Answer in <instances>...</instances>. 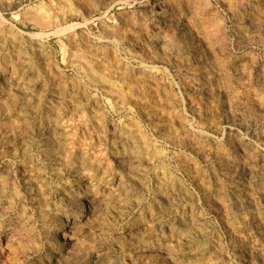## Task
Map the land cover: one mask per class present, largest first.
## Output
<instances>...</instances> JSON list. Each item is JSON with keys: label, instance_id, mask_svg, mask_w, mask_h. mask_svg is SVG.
Masks as SVG:
<instances>
[{"label": "rangeland", "instance_id": "obj_1", "mask_svg": "<svg viewBox=\"0 0 264 264\" xmlns=\"http://www.w3.org/2000/svg\"><path fill=\"white\" fill-rule=\"evenodd\" d=\"M10 232L22 264H264V0H0Z\"/></svg>", "mask_w": 264, "mask_h": 264}, {"label": "bare ground", "instance_id": "obj_2", "mask_svg": "<svg viewBox=\"0 0 264 264\" xmlns=\"http://www.w3.org/2000/svg\"><path fill=\"white\" fill-rule=\"evenodd\" d=\"M83 203L82 201V204ZM80 207V212H83V206ZM61 227H63V225L59 224L56 229ZM24 254V244L18 233L10 232L6 235L4 241L0 239V264H22Z\"/></svg>", "mask_w": 264, "mask_h": 264}]
</instances>
